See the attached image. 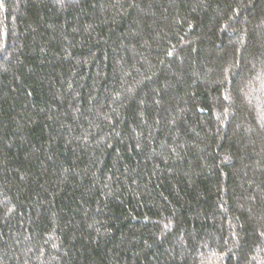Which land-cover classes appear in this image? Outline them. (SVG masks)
<instances>
[{
  "label": "trees",
  "instance_id": "trees-1",
  "mask_svg": "<svg viewBox=\"0 0 264 264\" xmlns=\"http://www.w3.org/2000/svg\"><path fill=\"white\" fill-rule=\"evenodd\" d=\"M0 264H264V0H0Z\"/></svg>",
  "mask_w": 264,
  "mask_h": 264
}]
</instances>
